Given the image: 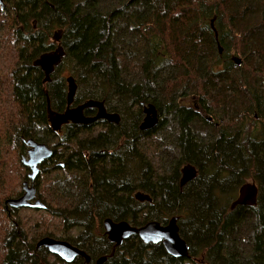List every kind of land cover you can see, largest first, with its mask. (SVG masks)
Masks as SVG:
<instances>
[{"label":"trees","instance_id":"1","mask_svg":"<svg viewBox=\"0 0 264 264\" xmlns=\"http://www.w3.org/2000/svg\"><path fill=\"white\" fill-rule=\"evenodd\" d=\"M3 1L0 264L56 262L36 249L44 237L85 250L92 264L103 256L106 264H264V0ZM57 31L65 56L45 84L34 63L57 48ZM69 77L78 86L74 105L104 102L120 124L98 131V122L71 124L53 134L48 101L53 111L66 109ZM193 98L217 126L191 111ZM149 104L161 120L141 131ZM30 139L54 149L55 159L40 168L45 209L28 210L34 215L26 212L21 224L7 217L4 202L25 180L21 159ZM185 165L198 176L181 190ZM250 181L259 188L257 204L232 210ZM138 192L153 203L138 202ZM173 216L189 258L138 237L110 256L107 218L142 226Z\"/></svg>","mask_w":264,"mask_h":264},{"label":"water","instance_id":"2","mask_svg":"<svg viewBox=\"0 0 264 264\" xmlns=\"http://www.w3.org/2000/svg\"><path fill=\"white\" fill-rule=\"evenodd\" d=\"M1 9H5L3 0H0ZM63 32L57 31L54 34L53 42L58 45L57 49L52 52H47L40 56L34 63L35 67H39L45 74L44 83L51 82V76L55 72L56 68L60 66L65 56V51L61 45V38ZM217 35V34H216ZM222 51V50H221ZM68 82V95H67V108L64 112H56L51 109L49 102L48 105V119L52 130L55 132L60 131L63 125L72 123L75 125H90L100 120H105L109 123L120 124L121 117L119 114L108 113L104 102L89 100L77 107L71 108L75 101V97L78 91V86L73 77L67 79ZM96 109L98 111L96 117H87L85 112L87 110ZM144 119L140 126L141 131H149L154 129L159 121V115L157 108L153 104H149L144 107ZM28 145L31 147L29 152V159H24L23 164L32 169L30 179L33 185L28 183L24 185L25 195L20 199H14L9 201V207L14 209L20 208H34L44 209V205L41 200L38 199L34 204L30 201L36 197V187L34 181L39 174L38 166L45 160L50 159L54 154L46 145L35 143L33 140H29ZM195 169L192 166H187L183 170V178L181 181V187L187 183L192 182L195 177ZM259 188L252 183H245L239 190L237 199L232 204V210L237 206H255L258 201ZM135 199L140 202H152V198L142 192L135 194ZM179 217H173L167 225H162L157 221L149 222L141 227H132L128 222L121 221L115 222L112 219L104 221V229L108 235V239L116 246L123 244L125 240H128L134 236L144 244H162L165 251L175 259H187L190 256V247L188 243L182 238L181 230L179 226ZM38 248H46L54 255H59L60 258L68 263L73 262L77 257H83L89 263L90 258L80 251L78 248L73 247L67 242L58 241L52 238H45L39 242ZM106 257L98 259L96 264H105Z\"/></svg>","mask_w":264,"mask_h":264},{"label":"flooded vegetation","instance_id":"3","mask_svg":"<svg viewBox=\"0 0 264 264\" xmlns=\"http://www.w3.org/2000/svg\"><path fill=\"white\" fill-rule=\"evenodd\" d=\"M193 102H191V111H193L196 115H198L199 117H200V119L202 120V121H204L205 123H209V124H211V125H216L217 126V122L215 121V119L213 118V116H212V114L210 113V110L209 109H207L206 107H203L202 105H203V103H202V105H201V102H199L198 100H196V98H193V100H192ZM74 107H76V105H72L71 106V108H74ZM95 110V112H94V114H92V116H95V115H97V113H98V111L96 110V109H94ZM107 112H108V110H107ZM108 113H115V112H108ZM91 116V117H92ZM161 119H159V121H160ZM159 121H158V124H159ZM99 124L95 127V129L97 130H103L104 128L103 127H105V128H107V127H109V125L107 124V123H109V122H107V121H105V120H100V121H97ZM96 122V123H97ZM121 122V121H120ZM72 123H69V124H67V125H64V126H62L61 127V129H60V131L58 132V133H54V131H52V129H51V132L53 133V134H55L56 136H62L63 135V132H64V129L66 128V126H69V125H71ZM109 124H114V123H109ZM72 125H75V124H72ZM92 125V124H91ZM115 125H119V124H115ZM75 126H79V127H82V126H84V125H75ZM87 126H90V125H87ZM158 126V125H157ZM156 126V127H157ZM48 127H50L49 126V124H48ZM112 128V127H111ZM101 132H99L97 135H99ZM50 136H51V133H50ZM121 145L123 144V143H120ZM27 147H28V153H27V157L29 156L28 154H29V150H30V147L27 145ZM52 149V148H51ZM52 150H54V149H52ZM53 154H54V151H53ZM55 159V154L50 158V159H47L43 164H45V163H49V162H51V164L54 162L53 160ZM22 160H23V158L21 159V163H22ZM42 164V165H43ZM41 165V166H42ZM58 165V164H57ZM40 166V167H41ZM59 166H64V164L62 163V162H59ZM187 166H189V165H185L183 168H182V170H181V178H180V189L182 190L183 188H184V186L183 187H181V181H182V178H183V170L187 167ZM190 166H192V165H190ZM24 167V166H23ZM193 167V169H195V177H194V179L195 178H197V176H198V169L196 168V167H194V166H192ZM25 169H26V177H25V180H22V182H21V184H20V182L18 183L19 184V191H18V195H16V196H10V198L9 199H13V198H19V197H21L22 195H23V191H22V188H23V186H24V184L25 183H28L30 186H32L33 185V182L32 181H30V179H29V174H30V172H31V169H29V168H27V167H24ZM42 168V167H41ZM48 169V168H47ZM49 173H51L50 171H49ZM40 177H41V175H40V173H39V176H38V178H37V181L34 183V185H35V187H36V189H37V193H38V185H40ZM193 179V180H194ZM192 180V181H193ZM189 183H187L186 185H188ZM185 185V186H186ZM239 195V194H238ZM38 197H39V195H38ZM38 197H37V199H38ZM6 200H8V199H6ZM5 200V201H6ZM5 203V202H4ZM151 203H153V201L151 202ZM151 203H149V204H151ZM4 207H5V205H4ZM32 209V208H31ZM31 209H28V208H23V209H12V208H7V207H5V212H6V215H7V217L10 219L11 218V216H13V214H15V218L17 219V218H19V219H21V224L23 223V219L22 218H24V214L26 213V212H28V210H31ZM32 210H36V209H32ZM173 217H179V216H173ZM173 217H171L169 220H168V223H169V221L173 218ZM180 218V217H179ZM179 221H180V219H179ZM116 222V221H115ZM149 223V222H148ZM168 223H166V224H163V223H161L162 225H167ZM20 224V225H21ZM20 225L19 226H16L17 227V229H18V232L17 233H19L20 234ZM105 229H104V235H105ZM106 237H107V235H106ZM55 239H59V240H62V239H60V238H55ZM107 240L109 241V239H108V237H107ZM63 241H66V240H63ZM66 242H68V241H66ZM109 246H112L113 247V251H114V248H115V246H114V244L113 243H111L110 241H109ZM72 245V244H71ZM151 245V244H150ZM73 247H76V246H74V245H72ZM76 248H79V247H76ZM36 249H37V243H36ZM45 250V249H44ZM83 250V249H82ZM114 253V252H113ZM50 256H52V255H50ZM107 257H109V256H107ZM54 259H55V261L58 263V264H66L64 261H62L61 259H58V257H53ZM101 258V257H100ZM99 259V258H98ZM98 259L96 260V261H98ZM96 261H95V264H96ZM92 259H91V257H90V262L88 263V264H92ZM107 263V262H106ZM72 264H87L86 263V260L84 259V258H76V260H75V262L74 263H72Z\"/></svg>","mask_w":264,"mask_h":264},{"label":"bare ground","instance_id":"4","mask_svg":"<svg viewBox=\"0 0 264 264\" xmlns=\"http://www.w3.org/2000/svg\"><path fill=\"white\" fill-rule=\"evenodd\" d=\"M56 33V32H55ZM57 47H58V45H57ZM57 49V48H56ZM55 49V50H56ZM64 49V48H63ZM54 50V51H55ZM52 52V51H51ZM45 54V53H44ZM42 56V55H41ZM40 58V57H39ZM38 58V59H39ZM45 75V74H44ZM67 84H68V82H67ZM67 95H68V93H67ZM75 104V101H74V103L72 104V105H74ZM48 105H49V101H48ZM78 105H76V107H77ZM66 108H67V104H66ZM66 110V109H65ZM64 110V111H65ZM63 111V112H64ZM85 115H86V112H85ZM87 117H91V116H88V115H86ZM92 117H96V115L95 116H92ZM96 123V122H95ZM48 124H49V119H48ZM94 124V123H93ZM67 125V124H66ZM91 125V124H90ZM49 126H50V124H49ZM64 126V125H63ZM51 128V127H50ZM52 131H54V130H52ZM59 132V131H58ZM58 132H55L54 131V133H58ZM30 140H33V139H30ZM34 141V140H33ZM35 143H39V142H36V141H34ZM42 143V142H41ZM41 143H39V144H41ZM26 144L28 145V142H26ZM43 144V143H42ZM44 145H46V144H44ZM29 146V145H28ZM47 146V145H46ZM30 147V146H29ZM48 147V146H47ZM50 150H52L50 147H48ZM30 150H31V147H30ZM30 150H29V152H30ZM53 151V150H52ZM29 155V154H28ZM24 159H26V160H28L29 159V156L28 157H26V158H23V160H22V165L24 166V167H27V166H25L24 164H23V161H24ZM46 161V160H45ZM44 161V162H45ZM43 162V163H44ZM42 163V164H43ZM41 164V165H42ZM41 165H39L38 166V168H39V173H40V166ZM27 168H29V167H27ZM29 169H31V168H29ZM31 173H32V169H31V172H30V174H29V179H30V175H31ZM38 176H39V174H38ZM38 176H37V178H38ZM37 178L35 179V181H34V183L37 181ZM30 181H32L31 179H30ZM26 184V183H25ZM24 184V185H25ZM22 191H23V195L21 196V197H19V198H13V199H8V200H6L5 201V203H4V205H5V207H7V208H9V201L10 200H14V199H20V198H22L24 195H25V191H24V186H23V188H22ZM145 194V193H144ZM146 195H148V196H150L149 194H146ZM37 197H38V195H37V189H36V197H35V199L34 200H32V201H30L32 204H34L38 199H40L39 197H38V199H37ZM151 197V196H150ZM152 198V197H151ZM41 200V199H40ZM151 201H153V199L151 200ZM138 202H140V201H138ZM145 202V201H144ZM144 202H141V203H144ZM145 203H151V202H145ZM43 204V203H42ZM11 208V207H10ZM32 208V207H31ZM31 208H28V209H31ZM12 209H14V208H12ZM20 209H22V208H20ZM32 209H34V208H32ZM44 209H45V206H44ZM44 209H36V210H44ZM152 222V221H151ZM130 224V223H129ZM130 225H132V224H130ZM132 227H141V226H132ZM105 235H107L106 233H105ZM107 237H108V235H107ZM134 237H137V236H134ZM45 238H52V237H44V238H42L40 241H42L43 239H45ZM133 238V237H132ZM139 238V237H138ZM52 239H55V238H52ZM131 239V238H130ZM130 239H128V240H125L124 242H123V244L122 245H124V243L125 242H127V241H129ZM55 240H57V242L58 241H63V240H59V239H55ZM39 241V242H40ZM39 242L37 243V249H39L38 248V244H39ZM64 242H66V241H64ZM67 243H69V242H67ZM70 245H71V243H69ZM114 244V243H113ZM122 245H120V246H116L115 244H114V246H115V248H114V251L113 252H115V250H116V248H118V247H121ZM147 245H150V244H147ZM151 245H154V244H151ZM42 249H45L50 255H52L53 257H58V259H61L62 261H64L66 264H72V263H74L75 262V260L73 261V262H71V263H68V262H66L65 260H63L62 258H60L59 257V255L57 256V255H54V254H52L51 252H49V250L48 249H46V248H42ZM80 251H83V253L85 252V254L87 253L85 250H82V249H80V248H78ZM113 252H111L112 254L110 255L111 257L112 256H114V253ZM87 256H89L88 254H86ZM103 257H106L107 258V261H108V258L109 257H107V256H103ZM78 258H83V257H78ZM89 258H90V256H89ZM85 259V258H84ZM100 259V258H99ZM86 260V259H85ZM106 261V262H107ZM86 263L88 264V262L86 261ZM96 263H97V261H96ZM40 264H45V263H40ZM106 264V263H105Z\"/></svg>","mask_w":264,"mask_h":264},{"label":"rangeland","instance_id":"5","mask_svg":"<svg viewBox=\"0 0 264 264\" xmlns=\"http://www.w3.org/2000/svg\"><path fill=\"white\" fill-rule=\"evenodd\" d=\"M237 61L239 62V60H237ZM69 74H70V72H69L67 69H65V71L63 72V76L67 77ZM157 111H158V110H157ZM143 114H144V113H143ZM158 115H159V112H158ZM144 117H145V115H144ZM159 119H161V118H160V115H159ZM142 122H143V121H142ZM142 122H141V124H142ZM141 124H140V126H141ZM97 131H98V129H97ZM248 183H252V182L250 181V182H248ZM236 199H237V198H236ZM27 213H28V214H26L25 216L30 215V216L32 217V216L34 215L33 212L31 213V212L28 211ZM251 223H252V222H249V221H248V223H247L246 225H244L243 230H244V231H245V230L247 231V230L249 229V226L251 225ZM133 226H135V225H133ZM51 258H53V256H51ZM53 262H54V261H51L50 264H51V263L53 264ZM54 263H57V262H54Z\"/></svg>","mask_w":264,"mask_h":264}]
</instances>
